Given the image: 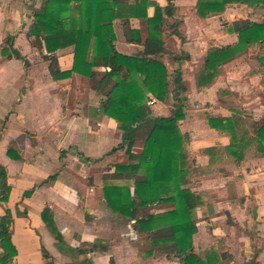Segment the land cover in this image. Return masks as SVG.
<instances>
[{"label":"trees","instance_id":"16d2710c","mask_svg":"<svg viewBox=\"0 0 264 264\" xmlns=\"http://www.w3.org/2000/svg\"><path fill=\"white\" fill-rule=\"evenodd\" d=\"M174 1L168 0L166 6H161L152 0H44L39 8H32L28 37L48 62L54 81L71 79L74 74L89 80L92 90L103 97L100 111L113 119L122 132L121 144L109 153L124 151L127 159L107 167L102 182L103 197L113 213L130 222L137 235L145 237V248L139 255L147 259L155 254H170L181 264H231L233 257L218 245L204 255L195 252L197 211L209 204L208 195L193 192L189 182L197 174L211 171L219 150L217 147L206 149L210 166L198 169L191 136L180 128V122L186 118L187 101L183 73L179 70L170 73L160 61L166 56L175 62L184 60L165 48V36H179L180 18ZM232 4L264 9L263 0H198V20L204 23L211 15L224 13ZM150 8L154 9L151 16ZM133 20L139 21L141 27L135 28ZM117 21H120L125 41L143 47L139 56L117 51ZM169 21L174 24L169 25ZM229 30L237 34L238 42L208 51L204 67L196 77L199 88L212 86L224 65L250 49L259 51L256 59L259 72L264 73V21L241 20L233 23ZM15 39L12 35L5 38L0 46V59L20 60L28 66L26 58L15 48ZM71 47L74 49L73 66L62 71L57 53ZM150 97L169 106L171 115L154 116L149 107ZM242 115L241 110H236L230 118H207L212 129L231 138V144L224 148L221 159L229 156L235 164L244 161L249 151L264 158V117L259 121H248ZM3 129L0 128V143ZM137 142L144 143L141 153L134 151ZM7 155L11 160L24 161L15 141L9 144ZM56 177L51 176L49 181ZM10 192L7 169L0 165L1 205L9 201ZM32 194L33 190L24 196L31 197ZM161 205H172L174 209L146 213L148 209ZM16 216L27 218V213L17 208ZM41 219L56 241L57 250L70 257L71 264H94L90 258H81L108 250V246L101 242L69 246L50 207L44 208ZM13 223L12 211L4 209L0 218V264H12L18 255L12 239ZM41 251L47 264H52L44 246Z\"/></svg>","mask_w":264,"mask_h":264},{"label":"crops","instance_id":"0c3cea01","mask_svg":"<svg viewBox=\"0 0 264 264\" xmlns=\"http://www.w3.org/2000/svg\"><path fill=\"white\" fill-rule=\"evenodd\" d=\"M8 1L15 6H20L25 3L23 1H26V4H29L28 7L31 9L29 20L21 33L17 34V29L22 25L20 18H17L18 16L14 15L7 26H0V46L4 44L7 36H15V48L20 51L29 63L28 66H25V63L20 60L0 59V104L3 106L10 104V100L14 96V94H10L11 84L15 91L19 88H25V80L28 79L30 81L29 89L19 99L16 113L12 114L7 124L6 120H4L3 141L0 143V165L7 169L8 185L11 187L9 201L5 204H0V218L4 215V209L11 210L14 215L12 239L18 250V255L14 258L12 264H32L34 259H37V264H47V260L42 255V246L49 252L52 264H71L73 262L70 257L61 254L57 250L56 241L49 234L42 222L41 213L46 207H50L53 210L57 226L69 246L78 247L82 243L93 244L99 242L108 246V250L105 252H95L88 256H83L81 259L90 258L94 264H111L112 261L113 264H181L180 260L173 255L169 259H162V256L167 254H155L147 259L139 255L143 248L141 250L138 249L132 243V240L135 241V238L143 236L137 235L134 232L130 222L113 213L104 200L102 182L103 175L107 169L101 176V195L99 198H96L94 194L96 188H89L87 184H78L76 181L79 179L88 183L91 181L87 179V169L89 165H93L92 163L98 161L93 159V157L103 153L106 143L103 139L116 132L120 138L119 144H121L122 132L118 129L117 123L113 119L108 118L100 111V104L103 98L93 105L91 104L92 102H86L83 99H78L74 102L75 106L70 105V96L79 90V82L84 78L74 74L71 79L54 81L49 73L48 62L43 59L41 52L32 46V39L28 37L33 14L32 8H39L44 0ZM34 1L37 2L35 5H33ZM152 1L157 2L161 6L168 4V0ZM197 2L198 0L174 1L178 9L180 21L178 24L179 36H172L179 38L184 43L185 48L182 50L184 53L176 54L170 51L166 40H164L165 48L173 54L183 57L184 60L182 62H175L170 57H166L178 65V68L174 71L179 70L183 73L185 83L184 71L179 66L188 67L192 59L198 56L200 52L203 53V66L195 74L193 86L199 95H204L206 91H215L213 96L207 100L209 111H214L215 114H206L205 120L209 131L212 132V136L218 138V145L207 146L204 150L217 146L226 148L231 144V138L212 129L209 126L207 118L209 116L230 118L236 114V110H241L243 118L248 121H259L264 117V73L259 72L260 66L256 59L259 51L257 49H250L242 53L234 61L224 65L221 75L210 87L199 88L196 77L203 69L207 53L210 49L232 46L238 42V36L229 30L230 26L241 20L262 23L264 21V9H253L244 4H232L227 6L224 13L211 15L204 23H201L197 17ZM153 12L154 9L150 8L149 15H153ZM132 24L135 28L141 27L137 20H133ZM115 33L117 36L115 46L119 53L128 56H139L143 52L142 46L129 44L125 41L120 21L115 23ZM144 37H146V34ZM22 39L26 41L28 50L21 44ZM207 43L209 46L206 47ZM73 51L74 49L71 47L57 53L62 71L72 68ZM247 55H251V62H256L255 69L249 67V70H247L250 71L247 76L251 80V85L237 88L230 79L223 83V79L221 80V78L224 72L228 71V67L240 57ZM31 56L38 57V60L32 62L29 58ZM44 71L47 77L44 76ZM243 71L241 70V73ZM39 72H41L40 76L37 75ZM185 86L187 88L186 83ZM240 89H243L245 95L249 97L244 102L235 100L236 92ZM94 93L96 94V92ZM256 93L257 99L254 96ZM151 102L153 103L150 104ZM151 102L149 105L154 116L169 117L171 115L169 106L156 100H152ZM47 103H50L52 106L50 112L45 111L43 108L44 104ZM6 106L5 108L7 109ZM166 108H168L167 114L158 115L159 112L163 113ZM154 109H156V112ZM72 110L76 111L75 115ZM92 112L95 113V117L102 116L103 118V120L95 122L97 127H99L97 131L91 128L90 123L93 122ZM28 120H33L35 123L38 122L36 126L39 128L28 127L25 123ZM14 121L20 122L16 130H13ZM181 122L180 128H182ZM8 123L9 128L7 129ZM23 125L24 128H22ZM47 127L55 131L54 135L56 137L57 135L61 137V140L58 139L59 141L56 142L58 145H76L82 150L80 153L84 156V160L91 164H66L62 158V154L57 157L54 163L46 162L44 156H41L39 157V161H42L43 164H26V158L20 148L21 138L18 135L22 134L23 136L30 137L33 134L29 131H34V133L38 131L43 132ZM21 128L25 129V131L17 132ZM244 128L250 133V136L253 135L246 126ZM181 130L190 135L188 130ZM14 132H17L16 136L13 134ZM65 134L67 136L64 139ZM202 138L203 141L197 142V145H201L200 143L206 141L205 137ZM12 141H15L19 146L24 158L23 162L14 161L8 157L7 149ZM143 147V142H137L134 151L141 153ZM192 148L193 153L195 155L197 153V168H209L210 157L206 154L198 155L195 147ZM118 152L117 156H114L118 157L120 154H125L124 151ZM225 158L222 164H214L210 167L211 171L199 173L190 180L189 187L193 192L206 193L209 196L207 198L208 207L198 209L197 214L200 216L204 215V218H210L215 223L220 221L221 218L227 217V215L235 218L234 222L239 223L240 227L243 228L244 236H247L245 237L246 239L243 238L244 243H248L251 247L253 257L250 264H254V262L264 264V193L261 191L264 188V158L256 157L254 151H249L247 158L240 164H235L234 160L229 156H225ZM126 159L127 156L121 162ZM78 165H80V169L77 168ZM14 166L17 167L16 170L13 169ZM43 170L44 173H39ZM51 176L57 177L54 181H49ZM27 177L29 178L28 181ZM195 178L201 179L200 183L203 184H205V180H209L210 182L223 180V187H226V192L223 194L221 188L216 189L215 183V186H212V193L200 187V184L193 186L191 181ZM31 190H33L32 196L25 197V193ZM252 196L255 197V204L250 203L253 200ZM21 201H23L24 209H26L22 212L27 213V218L16 216V210L17 208L19 209ZM158 208L163 210H156ZM107 209L119 220V223L115 224L116 230H119L120 233L118 242L109 241L107 238V224L105 221V211ZM173 209L174 206L172 205H161L148 209L146 213H162ZM248 217L253 218V220L256 218V230H252V226H249V224L246 226V218ZM211 226L214 225L212 224ZM125 227L128 230H125ZM199 227L200 222L198 221L197 228L199 229ZM214 235H218L217 228L214 230ZM195 236L194 246L196 245ZM229 248L227 245L225 249L233 257L231 264H237L236 255Z\"/></svg>","mask_w":264,"mask_h":264},{"label":"rangeland","instance_id":"374dc122","mask_svg":"<svg viewBox=\"0 0 264 264\" xmlns=\"http://www.w3.org/2000/svg\"><path fill=\"white\" fill-rule=\"evenodd\" d=\"M29 1H32V0H29ZM23 2L25 3H23L20 6L18 5L15 6V5H12V3H10L8 0H0V26L1 27L7 26L8 23L13 18V16L15 15L16 17L18 16L17 18H20V20L22 21L21 27L17 29V34L21 33L23 28L26 26L29 20L30 14H31V9L30 7H28L29 4H26V1H23ZM35 3L37 2L34 1L33 5H35ZM170 24H174V22L169 21V25ZM117 32H118V28H117ZM143 34L144 35L146 34L144 29H143ZM164 40H166L168 49L172 51L173 53H176V54L184 53L182 51L185 48L184 43L179 38H176L170 34V35L165 36ZM21 44L26 50H28V45L26 44V41H24V39H22ZM209 44L207 43L205 46L207 47L209 46ZM29 58L32 62L38 60V57L36 56L34 57L31 56ZM251 58H252L251 55L240 57L236 62H234L230 67H228L227 72L226 71L224 72L221 78V80L223 79L222 82L225 83L230 79L233 82L234 86H236L237 88L241 86L242 88H244V87L251 85V80L247 76L248 72L250 71H247V70H249L248 69L249 67H251V69H255V66H256V62L255 61L251 62ZM160 61L167 66L170 73H173L174 70L178 68V65L173 63L168 57L161 58ZM189 64L190 65L188 67L179 66L180 69L184 71L185 83L187 85V92L184 94L187 100V107H186L187 115H186L185 120L181 122V126H182L181 129L189 131L191 135L192 147H195V149L198 152V155H203V154H206L204 149L207 146L218 145L217 144L218 138H215L214 136H212V132L209 131L207 122L205 120L206 114H215L214 111L213 112L209 111L208 101H207L213 96L215 91H206L204 95H199L196 93L194 86H193L195 74L197 73L199 68L203 66V53L200 52L198 56H196L194 59H192V61L189 62ZM241 70H244V71L241 73ZM43 73H44V76L47 77L45 74V71ZM37 75L40 76L41 72H39V74L37 73ZM29 82L30 81L28 79L25 80L24 81L25 88H21V89L19 88L15 91L11 84L10 94H14V96L10 100V104L7 106L6 105L3 106L0 104V128L4 127V120H6V124H7V121L10 119L12 114L16 113V109L19 106V99L21 98V95L24 94L29 89V85H30ZM93 91L94 90H92L89 80L85 78L82 79L81 82H79V90L77 92H74V94L70 96V103H71L70 105L75 106L74 102H76L78 99H83L86 102H92L91 103L92 105L94 103L97 104L99 100L103 97L95 94L94 93L95 91L94 92ZM254 96L257 99L258 97L257 93ZM248 98L249 97H247L245 93L243 92V89H240L238 92H236L235 100L239 102H244ZM152 100H155V99L150 97L149 103ZM5 106L7 107V109L5 108ZM43 108L45 109V111L50 112V109H52V106L50 103L49 104L47 103V104H44ZM72 111H74L73 114L75 115L76 111L75 110H72ZM154 111L156 112V109H154ZM167 113H168V108H166L163 113L159 112V114L158 113L157 114L163 115ZM98 120L99 121L103 120L102 116L97 118L95 117V113L92 112L93 122L90 123L92 130L97 131V129L99 128L97 127V124L95 123ZM19 123L20 122H16V121L13 122V130L17 129V126ZM25 123L28 127H36L35 129L39 128L38 126H36V124L38 125V122L35 123L33 120H30V121L28 120ZM8 128H9V123L7 125V129ZM22 128H24V125ZM22 128L17 132L25 131V129H22ZM17 132L16 133L14 132L13 134H15L16 136ZM29 132L33 134L30 137L23 136L22 134L18 135L19 138H21L20 148L22 150L23 155L26 158L25 159L26 164H43L42 161H39V157L41 156H44V158L46 159V162L54 163L57 157L60 156L61 154L66 164H91L84 160V156L80 153L82 152V150L76 145L75 146L74 145H61V144L58 145L56 142L61 140V137L58 135L56 137L54 135L55 131L51 130L49 127H47L43 132L42 131L41 132L38 131L36 133H34V131H29ZM66 136L67 134H65L64 139L66 138ZM202 137H205L204 139L206 141L203 143H200L201 145H197V142H200L201 140L203 141ZM103 140L106 142L103 153H101L100 155L96 157H93V159L98 160V161L95 163H92L94 166L89 165L87 169V172H88L87 179L88 181L89 180L91 181H89L88 183V182H84L83 180L79 178H78L79 180H76L78 184H83V185L87 184L89 188L90 187L96 188L95 193H94L96 195V198L97 197L99 198L101 195V183H100L101 176L103 172L107 169L108 165L112 163H116V162H121L123 159L126 158L125 154H120V156L118 155V157H116L119 152L115 154L109 153L113 148H116V146L120 143L119 135H117L116 132H113L111 135L106 136L105 139ZM217 148L219 152L216 154L217 156L216 164H222L224 160L226 159L225 157L221 159L222 157L221 155H223V153L225 152L224 147L217 146ZM194 156H195V160L197 164L198 162L197 153ZM95 164H100V165H95ZM16 168L17 167L15 166L13 167V169L15 170ZM77 168L80 169V165H78ZM39 173H44V170ZM28 179L29 178L27 177V181ZM200 182H201V179L195 178L191 181V184L193 186H197V184L198 185L200 184V187L207 190V192L210 191V193H212L213 192L212 186L215 183V185L217 186L216 189L221 188V191H223L222 192L223 194L226 192L225 191L226 187H223L224 186L223 180H220L217 182H210L209 180H205V184L200 183ZM261 191L264 193V188H262ZM251 198H253V200L250 201V203L255 204V200H254L255 197L252 196ZM19 209L21 212L26 210L24 209L23 201L19 203ZM156 210L160 211L163 209L158 208ZM197 220L200 222V227L198 229L197 235L195 236L196 245L194 247H195L196 253L200 255H204L207 250H209L210 248L214 246L218 245L221 248H226V246L228 245L230 247L229 250L234 252V254L236 255L237 264H250V262L252 261L251 258L253 257V254L251 253V247L248 243H244L243 238L246 239L245 237L247 236H244L243 228L240 227L239 223L234 222L236 220L235 218H232L230 215H227V217L221 218L220 221L215 223L212 220H210V218H204V215L200 216L197 214ZM105 221L107 224V227H106L107 228V231H106L107 238L109 239V241L111 240L113 242H118L120 233H119V230H116L115 224L119 223V220L115 218L107 209V211H105ZM212 224L214 226H211ZM245 224L246 226H248V224L249 226H252L251 227L252 230L257 229L256 218H254V220L251 217L246 218ZM215 228L218 229V235H214ZM125 230H128V229H126L125 227ZM132 243L136 245L138 249L141 250L142 248H145V237H140V238L138 237L137 239L135 238V241L132 240ZM165 258L166 259L172 258V255L167 254V255L162 256V259H165ZM32 264H37V259L36 260L34 259V261H32Z\"/></svg>","mask_w":264,"mask_h":264},{"label":"built area","instance_id":"2783aa9c","mask_svg":"<svg viewBox=\"0 0 264 264\" xmlns=\"http://www.w3.org/2000/svg\"><path fill=\"white\" fill-rule=\"evenodd\" d=\"M264 1V0H263ZM153 102H151L150 104H152Z\"/></svg>","mask_w":264,"mask_h":264}]
</instances>
